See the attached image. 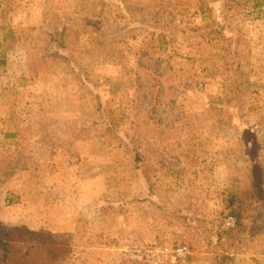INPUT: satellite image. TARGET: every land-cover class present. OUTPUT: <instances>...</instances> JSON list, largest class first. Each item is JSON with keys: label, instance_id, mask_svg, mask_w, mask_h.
I'll return each mask as SVG.
<instances>
[{"label": "rangeland", "instance_id": "374dc122", "mask_svg": "<svg viewBox=\"0 0 264 264\" xmlns=\"http://www.w3.org/2000/svg\"><path fill=\"white\" fill-rule=\"evenodd\" d=\"M253 165L264 224V0H0V224L69 239L55 264H210Z\"/></svg>", "mask_w": 264, "mask_h": 264}, {"label": "trees", "instance_id": "16d2710c", "mask_svg": "<svg viewBox=\"0 0 264 264\" xmlns=\"http://www.w3.org/2000/svg\"><path fill=\"white\" fill-rule=\"evenodd\" d=\"M232 51L237 54L231 47L227 49L230 56L233 55ZM231 60L225 63V68L233 73L231 86L234 92H243L250 83L243 85L240 81V63ZM244 95H236L235 100L240 101ZM215 102L223 103L220 111L224 112L225 101L219 99ZM226 111L231 114L230 110ZM137 160H140L139 157ZM253 169L254 165L246 184L232 186L222 193L223 207L218 228L207 234L206 246L209 249L210 264H233L236 255L264 235V224L258 222L263 198ZM230 218L233 219L234 225L226 228V220ZM70 253L71 246L67 238L59 239L52 234L33 231L23 226L8 227L0 224V264H55ZM176 258L177 263L168 261V264H180L182 261L192 264L196 257L189 255L184 260Z\"/></svg>", "mask_w": 264, "mask_h": 264}]
</instances>
